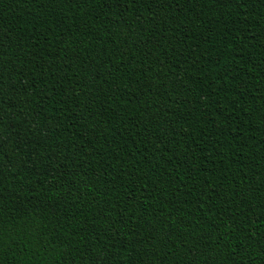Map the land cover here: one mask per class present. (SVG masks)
<instances>
[{
	"label": "trees",
	"instance_id": "obj_1",
	"mask_svg": "<svg viewBox=\"0 0 264 264\" xmlns=\"http://www.w3.org/2000/svg\"><path fill=\"white\" fill-rule=\"evenodd\" d=\"M0 191V264H264V0H0Z\"/></svg>",
	"mask_w": 264,
	"mask_h": 264
},
{
	"label": "snow or ice",
	"instance_id": "obj_2",
	"mask_svg": "<svg viewBox=\"0 0 264 264\" xmlns=\"http://www.w3.org/2000/svg\"><path fill=\"white\" fill-rule=\"evenodd\" d=\"M8 196L9 193L0 191V224L4 222L5 217H11L12 219H15V217L12 216V213H15L16 216H19L22 214V210L26 209L27 207L23 201H20L19 204L13 203L10 205L9 200L6 199ZM12 200H15V197H12Z\"/></svg>",
	"mask_w": 264,
	"mask_h": 264
}]
</instances>
